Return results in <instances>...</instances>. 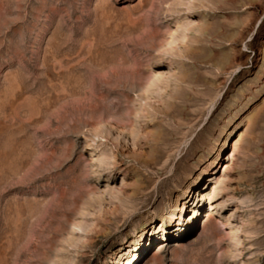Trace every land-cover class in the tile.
Masks as SVG:
<instances>
[{"label": "rangeland", "instance_id": "obj_1", "mask_svg": "<svg viewBox=\"0 0 264 264\" xmlns=\"http://www.w3.org/2000/svg\"><path fill=\"white\" fill-rule=\"evenodd\" d=\"M0 264H264V0H0Z\"/></svg>", "mask_w": 264, "mask_h": 264}, {"label": "bare ground", "instance_id": "obj_2", "mask_svg": "<svg viewBox=\"0 0 264 264\" xmlns=\"http://www.w3.org/2000/svg\"><path fill=\"white\" fill-rule=\"evenodd\" d=\"M235 144H236V141H235V143L232 145L233 151H234V149H235ZM232 157H233V154H232L230 157H228L227 160L230 161V160L232 159ZM228 166H229V165H226V166L224 167V169L226 170V169L228 168ZM239 248H240V247H239Z\"/></svg>", "mask_w": 264, "mask_h": 264}]
</instances>
